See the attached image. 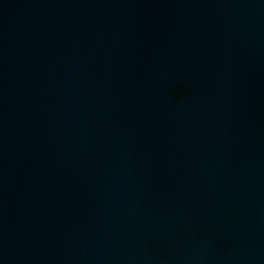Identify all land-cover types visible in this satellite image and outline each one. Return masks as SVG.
<instances>
[{
	"label": "water",
	"instance_id": "obj_1",
	"mask_svg": "<svg viewBox=\"0 0 264 264\" xmlns=\"http://www.w3.org/2000/svg\"><path fill=\"white\" fill-rule=\"evenodd\" d=\"M0 264H264V0H0Z\"/></svg>",
	"mask_w": 264,
	"mask_h": 264
},
{
	"label": "clouds",
	"instance_id": "obj_2",
	"mask_svg": "<svg viewBox=\"0 0 264 264\" xmlns=\"http://www.w3.org/2000/svg\"><path fill=\"white\" fill-rule=\"evenodd\" d=\"M174 95H176L177 97H179V96H182L183 93H182V91H177V92L174 93Z\"/></svg>",
	"mask_w": 264,
	"mask_h": 264
}]
</instances>
